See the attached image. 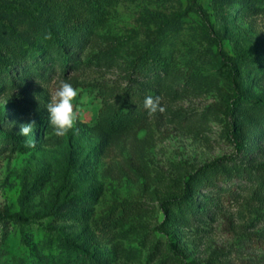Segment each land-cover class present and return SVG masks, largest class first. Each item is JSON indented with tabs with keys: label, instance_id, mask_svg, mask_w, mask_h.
<instances>
[{
	"label": "rangeland",
	"instance_id": "1",
	"mask_svg": "<svg viewBox=\"0 0 264 264\" xmlns=\"http://www.w3.org/2000/svg\"><path fill=\"white\" fill-rule=\"evenodd\" d=\"M261 63L264 0H0V264H264Z\"/></svg>",
	"mask_w": 264,
	"mask_h": 264
},
{
	"label": "clouds",
	"instance_id": "2",
	"mask_svg": "<svg viewBox=\"0 0 264 264\" xmlns=\"http://www.w3.org/2000/svg\"><path fill=\"white\" fill-rule=\"evenodd\" d=\"M52 83L56 85V88L51 94L50 102L47 105L49 123L53 129V135L63 138L76 129L77 123L82 120L83 109L74 103L79 95L78 89L65 80H60L57 84L56 80L53 79ZM144 108L149 116L166 111V107L161 105V97L159 96H147L144 100ZM35 128V120L23 124L20 126L19 135L29 137ZM25 147L35 148L36 143L33 140H27Z\"/></svg>",
	"mask_w": 264,
	"mask_h": 264
},
{
	"label": "trees",
	"instance_id": "3",
	"mask_svg": "<svg viewBox=\"0 0 264 264\" xmlns=\"http://www.w3.org/2000/svg\"><path fill=\"white\" fill-rule=\"evenodd\" d=\"M63 46V45H62ZM29 55V54H28ZM37 55L36 54H31L29 55L28 57V60H32L33 58H35ZM261 66L264 67V63H261ZM161 69L160 66H158L156 63H154L153 61H149L147 63V66L144 67V68H140L138 67V63L137 62H134L130 69H129V76L130 78H134V77H144L148 74H152L154 72H157ZM9 74V69L6 70V72L4 73V75H8ZM239 92V90L237 91ZM241 95L239 94V97ZM122 117V114L120 112H117L115 114V119L118 120L119 118ZM219 180L221 182H227L228 179L227 177H220ZM196 193V191H195ZM190 196V190H186V193L184 194V197L180 198L178 204H177V208L180 209L181 211L183 212H186L188 209H187V206H188V198Z\"/></svg>",
	"mask_w": 264,
	"mask_h": 264
}]
</instances>
